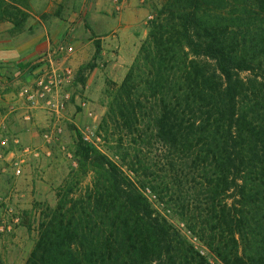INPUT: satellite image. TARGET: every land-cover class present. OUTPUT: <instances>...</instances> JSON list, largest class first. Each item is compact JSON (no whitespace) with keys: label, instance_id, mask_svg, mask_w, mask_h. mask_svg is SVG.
I'll return each instance as SVG.
<instances>
[{"label":"trees","instance_id":"16d2710c","mask_svg":"<svg viewBox=\"0 0 264 264\" xmlns=\"http://www.w3.org/2000/svg\"><path fill=\"white\" fill-rule=\"evenodd\" d=\"M223 1L168 0L150 21L102 120L118 161L77 135L95 183L45 207L24 264H209L147 192L222 264H264V0Z\"/></svg>","mask_w":264,"mask_h":264},{"label":"rangeland","instance_id":"374dc122","mask_svg":"<svg viewBox=\"0 0 264 264\" xmlns=\"http://www.w3.org/2000/svg\"><path fill=\"white\" fill-rule=\"evenodd\" d=\"M208 1L210 0H206ZM225 1L232 3L233 0L220 2L217 11L224 12ZM167 3L168 0H153L144 8L140 28L136 34L138 49L131 64L148 35L150 21L157 17L162 6ZM239 9L242 12V4ZM81 24L86 29L84 18ZM110 52L114 54H110V62L106 60L97 62L99 58L96 55V67L92 70L95 76L90 78L92 71L86 73L84 85H81L78 79L81 76V69L83 70L92 58L84 64L75 66L72 76L63 81L61 88L71 94V99L65 110L55 117L53 122H56V125L53 128L35 130L41 141L35 145H28V149L21 146L20 150H24L21 152L23 153L21 159L15 155L7 160V153L0 156V264L25 263L33 249L40 213L45 207L54 208L58 200L65 195L78 199L86 197L88 192H91L96 171L76 155L78 134L89 149L118 161L113 154L110 130L106 132L102 128L110 94L123 80L114 81L107 76L108 63L118 60V52L115 50ZM36 65L47 67L45 62L43 64L37 62ZM82 74L84 75L83 72ZM33 75L35 74L30 73L29 77ZM3 76L7 79L13 77L12 74ZM146 194L153 208L178 231L184 241L205 257L209 264H222L185 227L169 206L157 201L149 192Z\"/></svg>","mask_w":264,"mask_h":264},{"label":"crops","instance_id":"0c3cea01","mask_svg":"<svg viewBox=\"0 0 264 264\" xmlns=\"http://www.w3.org/2000/svg\"><path fill=\"white\" fill-rule=\"evenodd\" d=\"M152 1L0 0L1 157L7 153V160L15 155L21 159V146L28 149V145L41 141L35 130L56 125V116L18 96L22 86L34 88L37 70L33 66L41 61L46 68L68 66L74 71L75 66L93 57L94 40H98L97 62H110V54L114 55L110 50L118 52V60L108 63L107 76L121 81L138 49L136 34L144 8ZM60 43L69 45L71 50L53 52ZM21 66L25 68L20 69ZM30 73L35 77H29ZM4 74L13 77L7 79ZM94 76L90 72V78Z\"/></svg>","mask_w":264,"mask_h":264},{"label":"built area","instance_id":"2783aa9c","mask_svg":"<svg viewBox=\"0 0 264 264\" xmlns=\"http://www.w3.org/2000/svg\"><path fill=\"white\" fill-rule=\"evenodd\" d=\"M53 50L55 53H61L71 49L69 45L60 43ZM38 63L41 64V61ZM36 66L37 74L34 88L22 86L18 96L29 104L41 105L51 115H60L71 99V94L61 87L63 81L72 76V70L67 66L58 69ZM199 252L201 253L202 251Z\"/></svg>","mask_w":264,"mask_h":264}]
</instances>
